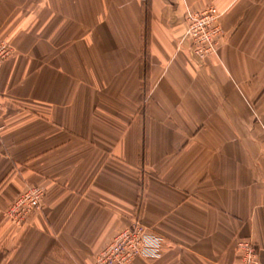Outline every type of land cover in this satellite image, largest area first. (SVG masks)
I'll list each match as a JSON object with an SVG mask.
<instances>
[{"label":"crops","instance_id":"1","mask_svg":"<svg viewBox=\"0 0 264 264\" xmlns=\"http://www.w3.org/2000/svg\"><path fill=\"white\" fill-rule=\"evenodd\" d=\"M4 42L0 264H95L137 218L164 242L129 264H240L243 239L264 264V0H0Z\"/></svg>","mask_w":264,"mask_h":264},{"label":"built area","instance_id":"2","mask_svg":"<svg viewBox=\"0 0 264 264\" xmlns=\"http://www.w3.org/2000/svg\"><path fill=\"white\" fill-rule=\"evenodd\" d=\"M220 13L214 6L192 14L190 33L195 37L196 52L201 57L217 51L219 38L223 32L218 23ZM9 43L0 45V65L12 54ZM0 102V110H1ZM46 190L41 186H29L9 206L8 214L17 224L25 223L28 218L42 207ZM164 237L150 229L141 218L135 219L123 228L115 238L98 254L95 264H129L136 257H154L159 254ZM240 264H258L259 247L252 239L240 240Z\"/></svg>","mask_w":264,"mask_h":264},{"label":"rangeland","instance_id":"3","mask_svg":"<svg viewBox=\"0 0 264 264\" xmlns=\"http://www.w3.org/2000/svg\"><path fill=\"white\" fill-rule=\"evenodd\" d=\"M12 48H13V47H12ZM12 203H13V202H12ZM12 203H11V204H12Z\"/></svg>","mask_w":264,"mask_h":264}]
</instances>
